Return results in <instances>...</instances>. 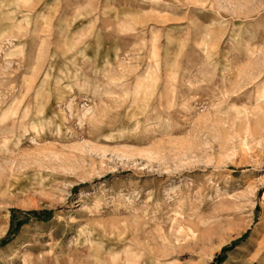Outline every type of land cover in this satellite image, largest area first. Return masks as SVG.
Masks as SVG:
<instances>
[{"label":"rangeland","instance_id":"1","mask_svg":"<svg viewBox=\"0 0 264 264\" xmlns=\"http://www.w3.org/2000/svg\"><path fill=\"white\" fill-rule=\"evenodd\" d=\"M263 83L264 0H0V264H264Z\"/></svg>","mask_w":264,"mask_h":264},{"label":"bare ground","instance_id":"2","mask_svg":"<svg viewBox=\"0 0 264 264\" xmlns=\"http://www.w3.org/2000/svg\"><path fill=\"white\" fill-rule=\"evenodd\" d=\"M259 63H260V62H259ZM262 63H263V62H262ZM253 64H255V63L253 62ZM255 65H256V64H255ZM255 65H254V66H255ZM257 65H259V64H257ZM256 67H257V70H258V71L256 70V72H257V74H259V70H260V69H258V68H259V67L262 68L263 66H260V65H259V67H258V66H255V69H256ZM252 68H253V67H252ZM255 69H254V70H255ZM251 72H252V71H251ZM254 72H255V71H254ZM259 76H260V75H259ZM261 76H262V75H261ZM258 78H259V77H258ZM258 78H256V79H258ZM258 88H259L260 93L256 95V100H261V98L263 97V94H264V83H263L262 85H260ZM259 102H260V101H259ZM16 135H17V134H16ZM126 251H127V250H126Z\"/></svg>","mask_w":264,"mask_h":264}]
</instances>
